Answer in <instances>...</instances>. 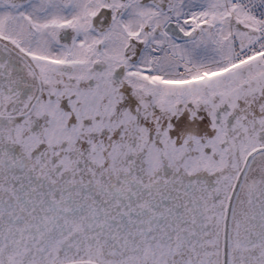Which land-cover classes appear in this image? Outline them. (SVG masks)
Here are the masks:
<instances>
[{"label": "snow or ice", "instance_id": "obj_1", "mask_svg": "<svg viewBox=\"0 0 264 264\" xmlns=\"http://www.w3.org/2000/svg\"><path fill=\"white\" fill-rule=\"evenodd\" d=\"M0 264H264V0H0Z\"/></svg>", "mask_w": 264, "mask_h": 264}]
</instances>
